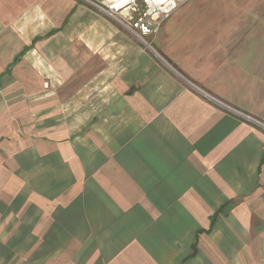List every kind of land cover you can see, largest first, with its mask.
Here are the masks:
<instances>
[{"label": "crops", "instance_id": "0c3cea01", "mask_svg": "<svg viewBox=\"0 0 264 264\" xmlns=\"http://www.w3.org/2000/svg\"><path fill=\"white\" fill-rule=\"evenodd\" d=\"M192 12L145 45L75 0H0V86L27 99L0 111V264H264V38Z\"/></svg>", "mask_w": 264, "mask_h": 264}, {"label": "rangeland", "instance_id": "374dc122", "mask_svg": "<svg viewBox=\"0 0 264 264\" xmlns=\"http://www.w3.org/2000/svg\"><path fill=\"white\" fill-rule=\"evenodd\" d=\"M254 1L255 0H188L183 3L181 7L187 9L191 8L193 12L191 15L188 14L189 16L181 14V17L179 16L180 20H177L185 24H193L191 27L197 30H193L192 32L197 33V36H200V30L203 31V29L210 26L215 27L218 24H226L227 26L231 25L232 29L233 25H240L244 22L246 23V30L243 31L244 34L246 33L245 36L254 39L264 38V29H262V26L260 27L261 9L263 8ZM201 9H203L205 13H197L198 10ZM249 22L253 24L252 28L248 25ZM19 30L20 29L15 27V21L11 22L8 27L5 26V23H0V59H3L5 55H11L20 44V36H22V33L19 32ZM208 35L209 33L204 36L209 37ZM211 37L213 36L211 35ZM154 45H156V43H154ZM7 48L8 51L6 50ZM2 80L3 83L0 86V111L5 108L4 106L6 103L20 102L22 99L26 102V95L20 93L21 90L15 81H11L9 85H7L5 84L7 82L6 78H2ZM32 80L33 78L27 79L28 82ZM6 86H8V89H14V92L7 94V96L5 94ZM17 261H19V257Z\"/></svg>", "mask_w": 264, "mask_h": 264}, {"label": "built area", "instance_id": "2783aa9c", "mask_svg": "<svg viewBox=\"0 0 264 264\" xmlns=\"http://www.w3.org/2000/svg\"><path fill=\"white\" fill-rule=\"evenodd\" d=\"M116 23L139 42L149 45V38L155 36L164 23L183 3L188 0H75ZM213 102L251 122L256 120L216 98L203 94Z\"/></svg>", "mask_w": 264, "mask_h": 264}, {"label": "bare ground", "instance_id": "6f19581e", "mask_svg": "<svg viewBox=\"0 0 264 264\" xmlns=\"http://www.w3.org/2000/svg\"><path fill=\"white\" fill-rule=\"evenodd\" d=\"M80 3V2H79ZM82 4V3H81ZM84 5V4H83ZM86 6V5H85ZM88 7V6H87ZM90 8V7H89Z\"/></svg>", "mask_w": 264, "mask_h": 264}]
</instances>
